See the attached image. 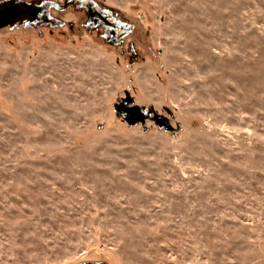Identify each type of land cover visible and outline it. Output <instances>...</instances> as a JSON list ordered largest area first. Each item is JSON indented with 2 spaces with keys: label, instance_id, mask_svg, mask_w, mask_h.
<instances>
[{
  "label": "rangeland",
  "instance_id": "374dc122",
  "mask_svg": "<svg viewBox=\"0 0 264 264\" xmlns=\"http://www.w3.org/2000/svg\"><path fill=\"white\" fill-rule=\"evenodd\" d=\"M19 1L62 24L0 29V264H264V0H92L116 46Z\"/></svg>",
  "mask_w": 264,
  "mask_h": 264
},
{
  "label": "water",
  "instance_id": "95a60500",
  "mask_svg": "<svg viewBox=\"0 0 264 264\" xmlns=\"http://www.w3.org/2000/svg\"><path fill=\"white\" fill-rule=\"evenodd\" d=\"M47 7L38 6L32 3H25L19 0H9L0 2V29L4 27H14L18 23H23L25 21H34L38 14H44ZM47 22H50L53 26H58L61 22L56 19H48L45 17ZM133 97L130 93L126 92V97L123 101L124 104L132 103ZM117 112H119L122 117H124L130 124L133 122L145 123L147 119L151 118L150 115H144L137 105L125 109L120 112V106L115 105ZM155 123L158 127L169 130L172 126L167 122L164 116H160L157 112H154ZM88 264H107L105 262H94ZM109 264V263H108Z\"/></svg>",
  "mask_w": 264,
  "mask_h": 264
},
{
  "label": "flooded vegetation",
  "instance_id": "af4514ba",
  "mask_svg": "<svg viewBox=\"0 0 264 264\" xmlns=\"http://www.w3.org/2000/svg\"><path fill=\"white\" fill-rule=\"evenodd\" d=\"M77 4H78V7L80 9H84L86 14H88V18H89L88 29L92 30V29L102 28L103 34H105L106 39L111 41L115 46L117 44H119L121 39L124 38L125 35H127L130 32L131 26H128L127 24H125L123 22H120L116 18L113 19V17H111L107 11H105L103 9H98V7L94 1H92V0H78ZM35 5H38V4H35ZM38 6H41V7L45 6V7H47V9L44 11V14H38L36 17V20L30 21V22H32V23H36V22L41 23L42 22L43 24L46 23V24L53 26L50 22H47L45 20V17H47L48 19H55V18L50 17L48 14L49 6L48 5H38ZM56 20L58 21L59 19H56ZM59 21L62 24V21L61 20H59ZM25 22L30 23L29 21H25ZM54 27H57V26H54ZM124 99H122L118 104H116V105L120 106V112L121 111L123 112L125 109L127 110L128 108L135 105L133 101H132V103L124 104L123 103ZM142 113L146 116H147V114L150 115L149 113H147V114H145L144 112H142ZM153 115H154V112H153ZM165 118H166L167 122L169 123V118H167V117H165ZM94 262H105V261H94ZM94 262L93 261H87V260H81L80 262L75 263V264H88V263H94ZM105 263H107V262H105Z\"/></svg>",
  "mask_w": 264,
  "mask_h": 264
}]
</instances>
